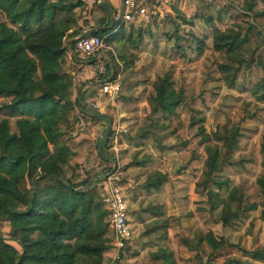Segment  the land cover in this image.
Wrapping results in <instances>:
<instances>
[{"label": "rangeland", "instance_id": "1", "mask_svg": "<svg viewBox=\"0 0 264 264\" xmlns=\"http://www.w3.org/2000/svg\"><path fill=\"white\" fill-rule=\"evenodd\" d=\"M223 3L222 7L209 4L203 16L196 12L194 3H190L188 7L192 11L178 14L176 20L165 13L160 22L136 28V49H129L131 46L125 41L113 44L103 41L101 53L106 58V72L113 73L120 90L111 95L100 91L101 84H94L89 96L94 99L91 103L99 106L95 108L85 103V108L107 116L104 128L108 140L102 146L104 157L97 154L96 158L84 162L63 158L61 164L64 176L80 187H95L92 182L95 176L111 177L123 186L133 239L117 264H160L152 254L161 248L170 249L177 264H228V261L264 264L241 250L264 249V198L258 184V179L264 177V155L260 152L264 99L254 93L262 68L247 69L242 64L231 85L220 66L236 65V60L229 59L224 50H214L213 44L218 31L247 36V42L239 49L243 59L259 46L262 50L259 60L264 62V2L226 0ZM250 4L254 7L250 8ZM21 39L17 34L16 41ZM74 59L76 64L82 65L80 74L82 68H86L89 77L79 81L76 73H68L72 97L78 95L87 82L97 80L92 60ZM63 70L72 71L67 56L63 57ZM166 73L171 75L174 88L183 97L175 115L151 111L154 82ZM9 100L0 97V105ZM69 107L68 104L63 112L65 122L62 117L57 126L61 134L59 143L67 148L71 147V141L66 139L71 129L68 117L72 120L75 110ZM0 118L8 120L11 132H17L18 117L1 110ZM202 127L211 140L204 141ZM214 133L226 138L227 144L233 134L236 144L229 148L225 139H214ZM215 144L221 154L216 178L228 183V187L221 190L210 181L204 183L209 156L206 147ZM88 146L87 150L97 152L98 147L93 142ZM156 172L163 179L161 187L147 189L146 182L153 180ZM85 180L87 182L81 184ZM235 188L248 202H256L258 206L224 225L221 201H227L230 190ZM207 190L217 192V196L210 197ZM37 192L49 202L66 194L64 187L51 178L39 181ZM103 210L102 205L96 208L95 217ZM0 231L6 236L13 232L9 215H0ZM210 233L226 244L213 251L203 238ZM110 235L108 230V246ZM182 238H187L192 246L186 247ZM110 261L111 254L106 251L100 263L92 264H109Z\"/></svg>", "mask_w": 264, "mask_h": 264}, {"label": "trees", "instance_id": "2", "mask_svg": "<svg viewBox=\"0 0 264 264\" xmlns=\"http://www.w3.org/2000/svg\"><path fill=\"white\" fill-rule=\"evenodd\" d=\"M198 3V9L205 15L204 1ZM77 5L69 0H0V97L10 98L9 102L0 105V111L19 118L16 133L11 132L7 119L0 118V215H9L13 229L9 236L0 231V264L100 263L109 248V225L107 219L104 220L106 211L103 210L97 218L94 214L101 206L96 188L73 184L64 176L61 164L62 155L68 149L59 143L61 134L57 126L62 117L65 119L63 112L70 102L72 85L71 77L63 70V57L67 49L65 39L76 26L73 9ZM253 7L250 4V8ZM90 13L93 19L104 21L106 17L100 7H93ZM115 27L100 28L91 33L103 37L108 44L119 43L123 28L113 32ZM233 33L218 31L214 35V50H224L229 59L236 60V65L223 64L220 69L233 85L234 76L242 64L247 69L261 67L262 77L254 93L263 100L264 62L259 60L262 50L258 46L247 59H243L239 49L248 38ZM17 34L22 36L20 42L16 41ZM154 91L155 95L150 98L151 111L175 115L183 97L174 88L171 75L166 73L159 77L154 82ZM200 132L204 141L211 140L203 127ZM213 138L217 141L225 139L229 148L236 144L233 134L229 136L228 144V140L217 133ZM206 150L209 156L204 183L210 181L217 190L228 187L227 181L216 178L221 166L220 150L216 144L207 146ZM260 152L264 155V134ZM154 176L153 180L146 182L147 189L161 187L163 179L160 174L156 172ZM50 178L62 185L66 194L49 202L39 197L37 186L39 181ZM85 182L87 180L81 184ZM258 184L264 198V177L258 179ZM207 192L210 197L217 196V192ZM221 203L224 225L258 206L256 202L243 198L236 188L230 190L228 200ZM203 238L213 251L226 244L211 233ZM182 243L188 248L192 246L187 238H182ZM241 250L252 259L264 262V249ZM152 256L160 264H177L168 248H161ZM228 264L233 263L228 261Z\"/></svg>", "mask_w": 264, "mask_h": 264}, {"label": "crops", "instance_id": "3", "mask_svg": "<svg viewBox=\"0 0 264 264\" xmlns=\"http://www.w3.org/2000/svg\"><path fill=\"white\" fill-rule=\"evenodd\" d=\"M199 1L200 0H151L150 3L147 4L148 12L146 18H143L142 21L140 22L131 23V24L120 23L121 14H122V0H97L94 4L90 6L88 10L85 9L84 3H78V5L73 9V13L76 17V26L68 33L65 39V44L67 47L65 56L69 58V61L71 62V67H74L76 69H72V71H66V72L72 75L76 73L77 74L76 77L77 79H79V81H85V79L89 77L86 68H82L83 73L80 74L79 70L82 67V65L76 64L75 61H73L74 57L71 56L69 52V50L72 48L73 45L72 43L74 39L82 31L87 32V31L98 30L100 28L111 29L116 25V27L113 29V32H116L119 28H123L122 29L123 37L121 41H125L128 44V46H131L129 47V49H136L135 48L136 28L145 27L148 26L149 24L150 26H152L153 22H160L163 18V14L165 13L166 15H168L170 19L172 18L173 20H176L178 14L186 13V11H192V9L189 8L190 5H192L190 3H194L195 5L194 8L196 12L197 13L199 12V15L203 16V13H201L200 10L198 9ZM223 1L226 0H216L210 5H218L219 7L220 6L222 7L223 5H225ZM204 4L208 6V4L205 3V1ZM92 6L100 7L104 10L106 14L104 21H102V19L98 20L92 18V14L90 13V11L93 8ZM96 16L99 17V13H97ZM116 61L118 62V59H116ZM97 83H98L97 80L89 81L87 82L85 88H83V90H81L78 95L72 97L71 94L70 96L69 108L75 110L72 111V115H73L72 120L68 117L69 119L68 124L71 125V129H70L71 132L69 131V135L66 136V139H69L71 141V147L67 148L68 150L66 151V153L62 155L63 158H66L68 160L72 158L74 161L84 162L96 158L97 154H99V157L101 158L104 157L102 146L103 143H105L108 140V136L105 133V128H104V125H106L104 124V119L107 118V116H105V114H94L92 112H89L85 108V103H91L92 101H94V99L89 96V91H90L89 89L94 87V84ZM79 99H80V103H79ZM62 120L65 122V119ZM57 131L59 130L57 129ZM92 142L94 143L95 146L98 147L97 152L94 150L93 151L87 150V148H89L90 146V145L88 146V144H91ZM108 178L115 183V181L111 177L101 176L100 178H98L95 176L92 178V182L95 183L94 185H96L95 188L98 192L99 197L101 194L99 183L105 181ZM118 186L121 188L122 193L125 197L126 194L123 191V186L120 185ZM132 239L133 236L130 239V242L132 241ZM107 251L109 252V254H112L113 250L109 248Z\"/></svg>", "mask_w": 264, "mask_h": 264}, {"label": "built area", "instance_id": "4", "mask_svg": "<svg viewBox=\"0 0 264 264\" xmlns=\"http://www.w3.org/2000/svg\"><path fill=\"white\" fill-rule=\"evenodd\" d=\"M73 3H84L85 9H89L97 0H69ZM151 0H122V14L120 23L131 24L142 21L146 18L148 7ZM206 4H212L216 0H203ZM69 50L74 58L90 59L94 65V76L101 84L100 91L108 94H116L120 90V84L114 79L113 73L106 72V58L101 53L103 38L92 34L91 31L79 33L72 43ZM97 108L98 103H92ZM101 189L100 202L106 211L111 235L109 237V246L111 248V261L109 264H117L123 259L124 251L132 238V229L128 219V205L121 188L111 179H106L99 183ZM98 184V185H99Z\"/></svg>", "mask_w": 264, "mask_h": 264}]
</instances>
